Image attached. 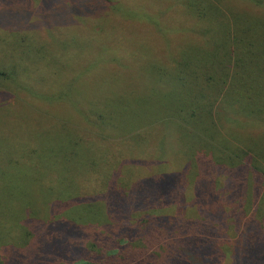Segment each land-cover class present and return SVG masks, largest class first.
<instances>
[{"label": "rangeland", "instance_id": "rangeland-1", "mask_svg": "<svg viewBox=\"0 0 264 264\" xmlns=\"http://www.w3.org/2000/svg\"><path fill=\"white\" fill-rule=\"evenodd\" d=\"M213 1L222 9L197 17L190 0H0V264H73L100 236L113 240L120 226L153 217L162 225L152 243L142 240L152 264H264V202L254 191L264 160L251 163L244 198L228 170L244 158L225 156L248 153L237 137L255 144L264 135V0ZM217 53L229 61L220 68ZM180 63L220 118L219 135L161 119L184 106L173 83ZM222 77L216 92L204 84ZM93 110L116 124L102 126ZM134 145L142 148L128 150ZM101 172L104 183L78 180ZM159 176L166 181L154 186ZM78 183L83 198L72 201ZM106 183L130 195L125 207L79 206L102 202ZM241 204L242 226L253 215L262 229L251 224L243 235L231 221ZM66 226L81 232H61ZM44 227L54 239L47 252ZM68 235L73 253L57 245Z\"/></svg>", "mask_w": 264, "mask_h": 264}, {"label": "trees", "instance_id": "trees-1", "mask_svg": "<svg viewBox=\"0 0 264 264\" xmlns=\"http://www.w3.org/2000/svg\"><path fill=\"white\" fill-rule=\"evenodd\" d=\"M203 1V2H202ZM190 3L188 5V9L189 11L193 12L194 14L197 15V17H203L206 12H214L217 11L218 9H222V4L219 3L220 5H218L217 3H215V1L213 0H190ZM217 58H219L221 56V54L217 53L216 54ZM231 55V52H230ZM220 58V62H218L217 66L220 65H225L226 62H229L228 60H225L224 56ZM240 57H235V62H237L239 65H241L239 63L240 61ZM202 67L205 65V63L200 64ZM215 64H210L209 68L211 70L215 69ZM242 66V65H241ZM237 67V66H235ZM234 67V69H235ZM185 66L182 65V63H180V66L178 67V72L176 73V75L174 76V81L173 83H177V88H179L178 91V95H180V98L182 100V104H184V106H179L177 107L176 105H174V103H172L174 105L170 106L171 107V112H169L170 114L167 116H165V114L161 117V119H167L169 123H171L172 125L180 124V121H184V122H189L191 124V126L193 127V129L203 132L205 133V136L208 135L209 137H213V134H217L219 135V131H218V127H217V122L216 120H219L220 118L217 117V119H214V116L212 114L211 111H209V109H206V107L208 106L207 104H204V106L202 105L203 102V97H204V92L203 90L200 91L201 95L198 96V90L192 89V86L186 83V80L184 76H186L184 74V76H182L181 70L184 69ZM238 69V68H237ZM239 70V69H238ZM234 71L235 75H238L239 72ZM240 71V70H239ZM226 81V80H225ZM224 80L222 77V84H220V82L216 81L212 82V81H208L207 83H204L208 89L213 90V92H216L218 90V86H222L223 85ZM187 88V89H186ZM207 89V91H208ZM192 94V96H191ZM208 95H210V92L208 91ZM236 95V93H235ZM195 96V98H194ZM198 97V98H196ZM263 98V95L261 96ZM164 103L166 101V99L163 100ZM204 102H209V99H207ZM237 102V101H236ZM238 103V102H237ZM239 104V103H238ZM210 105V104H209ZM239 106V105H238ZM199 108V112H197L196 110ZM187 111L189 112V114H187ZM94 113V115L92 116H98V117H102L103 118V125L102 126H107V123L110 122L111 125L116 124L115 121L113 120H109L107 121V119H105V117L103 116V111L102 110H93L92 111ZM151 112V111H150ZM149 112V113H150ZM244 112L251 114L250 110L245 109ZM185 115H184V114ZM143 117V116H142ZM137 121L139 122H143V120L138 119ZM149 125V123H147ZM151 125H153V121H151ZM239 129H242L243 126H238ZM256 127V126H255ZM188 128V127H186ZM102 129V127H101ZM192 132V130H190ZM240 136V135H239ZM263 137V138H262ZM261 138H259V141L256 142L255 144H251L249 142L250 137H245L243 135L240 136V138L237 137L238 141H240L242 144H244L245 147H248V153L247 154H239V149L235 148L233 151L225 154L227 160H232V161H237L239 162V160H242L241 158H244V162L242 161V164H236V167L233 168H228L229 172L233 175L232 178V182L230 187H237V191L241 190L243 188V190L241 192H243L244 198H248L249 194H248V187H247V183L246 180H249L251 176L250 174H252L254 171L253 169H251L250 165L253 162V160L255 159V161L257 160V158H261L262 160H264V135ZM128 139V138H127ZM130 141L132 142H136L134 141L132 138H130ZM137 143V142H136ZM131 144V142H130ZM211 147L217 146L215 144L210 145ZM132 148V149H140L142 148L139 145H134V146H130L128 147V150ZM218 149V148H217ZM219 149H221L219 147ZM209 153V151H206V155ZM177 154V153H176ZM160 156V155H159ZM161 157H163V154H161ZM239 157V159H238ZM241 157V158H240ZM228 160V161H229ZM99 162H101V168L104 167V164L108 161L107 157L106 159L101 157L98 159ZM230 164L229 162H225V160L223 162H221L220 164ZM241 165H243L244 167L239 168ZM235 169V170H233ZM223 170V169H222ZM248 171H250L248 173ZM111 174V173H110ZM114 174V171H113ZM109 172H107V175L105 177H103L102 172L100 173V175H98V173H89L87 175H85L84 177H81V179L79 178V182L82 181L85 184H91L88 186H92L93 184H95V181L99 178H101L102 182L104 183V181L108 178ZM162 177V176H161ZM160 176L157 177V179L153 180L154 181V186L162 183L163 180H165L166 176L164 178H161ZM104 178H106L104 180ZM249 178V179H248ZM166 181V180H165ZM258 182V183H257ZM235 183H237V186L235 185ZM255 187H254V191L256 189V196L261 194V198L264 202V169L261 171V173L258 174L255 182ZM108 183H106L104 185V188L101 189V192L105 193L103 194L104 200L102 202L98 201V200H88V199H84L79 201L78 203L82 202V204H80L79 206L81 207H90V208H97V207H102L105 209L106 205L109 206L110 209H113L115 207H125L124 206V200L126 199L125 196H130L129 194H125V196H123V194L121 192H116L115 190H113L114 188L112 187L111 189L108 188ZM143 187H145V183L141 182V184L139 186H137V189L134 188V190L137 191V193H134V195L132 196V192L131 193V201H135V203H137L139 201V199L141 198L142 195V190L144 189ZM76 188V186H75ZM74 188V198L72 199V201H77V199H82L78 197L79 194V190H80V184L78 183V187H77V192ZM95 188V185L93 186V189ZM108 188V189H107ZM262 190V192H261ZM96 191V190H94ZM261 192V193H260ZM160 193V192H159ZM162 193H160L161 195ZM66 199L69 200V195H67V197H65ZM87 198V197H84ZM88 200V201H87ZM239 201H237L238 203ZM161 203V202H160ZM243 204L240 205V208L238 206L235 207L236 210H242V215L237 218V219H231V221L233 223H235L236 225L240 226L242 228V233L243 235H245L246 233H249L248 226L251 224H256L254 226H258L259 229H262L259 227V221H257L255 219V217L252 216H248L249 220H245L246 222V227L242 226L241 224V217L244 215V213L246 212V208H243ZM163 209V207H161V210ZM46 218H48L46 216ZM135 221H138L135 219ZM151 221V222H148ZM55 224L60 223V220H55L52 221ZM159 221L156 220L155 217L150 218V220H140L138 221V223H134L131 225V227L128 228H123L122 226H120V230L119 231V235L111 240V236H108L107 234L100 236L99 238L102 239L103 241H100L101 243H92L90 244L89 249L86 248L83 251V254L80 256V260H76L73 264H152L153 260L151 256H146L147 253V249H148V242L152 243V241L155 239V234L152 230L153 227H157L162 225L161 223H157ZM263 223H264V219H263ZM58 225V224H57ZM261 225V223H260ZM68 226L64 227L61 229V232L64 233H75L80 234V229L76 226L73 227H69ZM138 227V228H137ZM258 231V230H257ZM42 232L44 234V238H42V240H44L43 244L42 242L38 244V246H40V244H42V248L43 250H45L47 252L48 247L54 242L53 237L51 236V234L48 233V228L44 227L42 229ZM240 233V234H242ZM257 233V232H256ZM67 235V234H65ZM257 235V234H256ZM259 236L261 234H258ZM257 235V236H258ZM38 236V235H37ZM70 236L73 235H68L67 238L65 239H61V240H57V238L55 240H57V245L59 247H61L62 249L65 248L64 245H67L68 250L70 249V245H74L75 243L73 242H68V239L70 238ZM39 237V236H38ZM142 240H147L148 242H143ZM48 241H51V243H49ZM115 242V245L112 246V243ZM141 246L138 247V252L135 248H133L134 245H137L139 243H141ZM45 243V244H44ZM47 245H49L47 247ZM110 247V249H109ZM73 253L74 250L68 251V253ZM155 256V255H154ZM17 262V261H16ZM15 260L13 264H16ZM29 264H36V262L32 261ZM171 264H173V262L171 261Z\"/></svg>", "mask_w": 264, "mask_h": 264}]
</instances>
